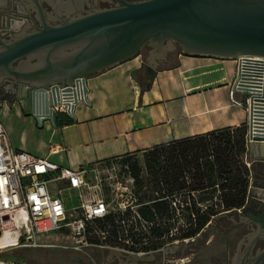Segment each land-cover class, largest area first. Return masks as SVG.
<instances>
[{
    "label": "water",
    "instance_id": "obj_1",
    "mask_svg": "<svg viewBox=\"0 0 264 264\" xmlns=\"http://www.w3.org/2000/svg\"><path fill=\"white\" fill-rule=\"evenodd\" d=\"M3 1L15 8L25 2ZM27 1L33 4L40 26L22 12L5 11L25 19L26 27L11 36L0 35V85L20 87L17 99L40 126L48 121L56 127L60 113L53 108L59 104L74 119L75 106L87 103V79L138 57L148 43L161 52L164 44L175 43L179 55L186 57L264 58V0H116L121 6L92 10L69 21L56 14L62 23L58 25L48 23L51 17L45 18L40 0ZM149 121L158 123L155 115ZM247 151L252 161L264 162V132L248 143ZM255 221L264 226V212ZM167 248L165 255L171 256ZM47 252L59 262L91 264L83 255L66 259L60 250L47 248ZM153 256L109 249L107 259L146 263Z\"/></svg>",
    "mask_w": 264,
    "mask_h": 264
},
{
    "label": "rangeland",
    "instance_id": "obj_2",
    "mask_svg": "<svg viewBox=\"0 0 264 264\" xmlns=\"http://www.w3.org/2000/svg\"><path fill=\"white\" fill-rule=\"evenodd\" d=\"M138 57L140 67L127 74L128 83L127 87H124V90L127 88L126 93L118 87L114 89L118 96L113 94L114 97L110 96L105 101L103 100L104 105L101 108L98 106L92 109L91 112L97 117V120H103L102 117L108 115L104 109L106 103L109 106L108 112L118 111L120 102L128 104L126 108L129 113L137 112L138 108H144V97L153 94V81L156 73L142 61L141 56ZM142 70L146 76L143 79ZM154 90L160 97L159 99L149 97L148 105H151L154 111H158L163 116L165 113H169L168 106L171 103L192 97V95H180L168 100L162 94L169 92V88L160 87ZM115 99L116 102H114ZM110 105H112L111 110ZM162 107H164L165 112ZM18 109L20 112L16 114ZM2 110H6V115L1 113V116H5L4 120L7 121L13 132V140H10L6 133L8 143L13 142L12 145L25 149L27 147L37 148L40 140H45L39 137L42 133L34 131L35 127L31 122L33 119L31 114L23 110V102L18 100L16 96L9 102L0 99V112ZM78 110L87 111L88 109L80 107ZM66 111L67 109L64 108L59 112L61 121H58L57 124L64 123L62 127L69 126L67 121L70 118ZM113 117L116 116L113 115ZM70 120L71 125L75 124V120ZM108 121L110 122V120ZM88 123L90 121L84 122V124ZM83 128L81 127V129ZM228 131V134L217 131L215 136L210 138L208 137L209 134H204L187 140L176 142L171 140L168 143L145 150L144 152L153 151V154H148L145 158L142 156L144 152L132 154L130 162H138L139 180L143 181L142 187L133 179L130 168L124 167L119 160L86 166L88 182L93 174H96L97 180H99V188L92 190L94 196L103 200L110 213L119 214L123 217L122 222H116L118 235L121 234L122 230L127 231L123 236H126L127 233L133 234L135 237L142 234V236L144 235L143 238L138 240L136 244L134 243L136 247L146 248L145 252L161 250L157 253L160 264H180V261L172 259V256H167L164 252L172 239L176 241L188 240V238L197 239L202 234L201 225L210 220L209 215L233 209L240 210L247 202H250L251 198L264 199V196H256L253 192L254 190L264 192V189L255 186L253 183V168L248 162V153L240 152L238 133L230 129ZM82 133L85 135L86 132L83 131ZM91 140V143L82 142L80 146L91 145L93 147L101 138L95 140L91 136ZM56 143L48 144L49 149L47 148L44 158L51 156L52 153L62 152L61 155H58V159L62 161L63 151H66L67 147ZM153 161L156 163L154 166L150 163ZM77 168L80 169L81 167ZM244 174L247 176L244 177ZM214 181V189L208 188ZM75 195L76 193L72 191L71 193L65 192L63 195L67 208L76 206ZM158 199L161 203L168 204L170 217L165 216L166 214L156 213L153 220L147 221L138 215V209L143 206L151 207L152 203ZM73 217L75 218L76 214H73ZM88 225L92 228L88 234L89 241L99 246L90 247L87 250L88 253L91 250L101 251L104 248H111V244L104 240L106 234L94 233L96 225L93 222ZM209 226L212 224L210 223ZM97 237L102 238L97 239ZM126 240L129 241L128 238ZM38 242L47 246L44 248L12 249L5 252V258L15 264H33L31 262L33 259L34 261L36 259L44 260L42 264L44 262H46L45 264H58L54 258L49 257L47 248L60 250L66 255L74 253L72 249L73 239L65 230L58 234L41 237ZM128 245H131L130 242ZM116 248L120 249L119 247ZM183 260L185 261V259Z\"/></svg>",
    "mask_w": 264,
    "mask_h": 264
},
{
    "label": "crops",
    "instance_id": "obj_3",
    "mask_svg": "<svg viewBox=\"0 0 264 264\" xmlns=\"http://www.w3.org/2000/svg\"><path fill=\"white\" fill-rule=\"evenodd\" d=\"M0 9L4 10L0 11L1 28L7 25L10 17H13L9 13L16 11L13 5H9L3 0H0ZM139 67V57H136L88 78L86 82L87 103H78L75 106L74 119H72L75 120V124L73 125L52 127L48 121H45L40 126L34 119H31L35 127L34 131L42 133L39 137L45 139L40 140L37 148L22 149L12 145L13 142L10 144L16 149L26 151L34 156H43V158L49 143L63 144L67 149L63 151L62 161L58 159V155H61L62 152L52 153L46 158L62 167L77 168L144 152L171 140L176 142L224 129L246 127L247 119L243 108L235 104L229 94L235 73V60L182 55H178L175 67L155 71L153 87L154 89L169 88V92L162 94L168 100L180 95H192V97L171 103L168 106L169 113H165L163 116L158 111H154L151 105H148L149 97L152 96L156 99L160 97L153 89V94L143 99L144 108H138L137 112L129 113L126 108L128 104L121 102L118 111L108 112L109 106L106 103L104 107L106 111H104L108 115L102 117L103 120H97V117L91 112L92 109L98 106L101 108L104 105L103 100L105 101L107 97H114L113 94L118 96L114 89L119 87L124 90L128 83L127 74ZM142 74V79L146 78L143 70ZM125 89L124 92L127 91V88ZM80 107L88 110L79 111ZM162 108L164 110V107ZM111 109L112 105H110ZM19 112V109L16 110V114ZM1 113L6 115L7 112L6 110L0 112V121L10 140H13L12 129ZM153 115L158 120V123L154 125L149 121V117ZM57 121L58 119L56 124ZM85 121H90V123L84 124ZM81 127L84 128L81 129ZM83 131L86 132L85 135L82 133ZM91 136L95 140L98 138L101 140L93 147L91 145L80 146L82 142L91 143ZM247 153L248 162L253 168L252 173L264 172V162L252 161L249 151Z\"/></svg>",
    "mask_w": 264,
    "mask_h": 264
},
{
    "label": "built area",
    "instance_id": "obj_4",
    "mask_svg": "<svg viewBox=\"0 0 264 264\" xmlns=\"http://www.w3.org/2000/svg\"><path fill=\"white\" fill-rule=\"evenodd\" d=\"M8 20L7 25L0 28V35L5 37L19 32L26 23L23 18L10 17ZM229 94L245 112V142L248 145L260 132H264V58L249 56L235 59ZM64 108L65 105L59 104L53 109L60 112ZM87 173L85 167H62L47 158L14 148L7 142L6 131L0 123V264H15L5 258V252L44 248L47 245L38 242L41 237L63 230L73 239L75 253L87 256L90 247H99L88 239V224L110 212L103 200L92 193L99 188L97 175L93 174L89 183ZM71 191L76 193L77 204L67 208L63 195ZM73 214H76L75 218ZM10 238L8 243L4 242ZM109 249L138 255L161 251Z\"/></svg>",
    "mask_w": 264,
    "mask_h": 264
},
{
    "label": "flooded vegetation",
    "instance_id": "obj_5",
    "mask_svg": "<svg viewBox=\"0 0 264 264\" xmlns=\"http://www.w3.org/2000/svg\"><path fill=\"white\" fill-rule=\"evenodd\" d=\"M124 1L136 2L139 0ZM22 3V8H15L14 6V10L34 18L36 24L40 26L33 4L27 0ZM40 5L45 18L47 19L48 15L51 17L50 20L47 19L51 25L62 24L59 19H56V14L65 21H69L92 10L121 6L116 0H40ZM161 53L162 56H160ZM139 54L138 56H141L142 61L152 65L154 71H160L175 67L181 51L175 43H171L170 46L164 44L163 52L148 43L140 50ZM19 93H21V89L17 85H0V99L9 102ZM252 180L255 186L264 188V172L254 173ZM260 200L261 202H256L251 198L250 202H247L240 210L233 209L220 213L219 215L223 214L224 216L216 218L213 223L209 222L201 230L202 235L199 239L188 238V240L181 239L180 241L172 239L167 248L168 254L172 256V259L179 260L180 264H264V226L255 221V218L264 212V199ZM246 208L248 210L244 211ZM210 223L212 226H209ZM174 237L176 236L174 235ZM62 254L66 259L80 255L75 252L69 255ZM108 256L109 248H104L101 251L91 250L83 258L85 261L90 260L91 264H118L117 259H107ZM49 257L54 258L58 264H78L67 260L59 262L57 258L50 255ZM158 257V254H154L153 258L146 263H131V260H128L127 263L160 264ZM43 261L41 259L40 263L42 264Z\"/></svg>",
    "mask_w": 264,
    "mask_h": 264
},
{
    "label": "trees",
    "instance_id": "obj_6",
    "mask_svg": "<svg viewBox=\"0 0 264 264\" xmlns=\"http://www.w3.org/2000/svg\"><path fill=\"white\" fill-rule=\"evenodd\" d=\"M57 119L59 122L61 121L59 116L57 117ZM67 122H68L67 125L72 124L70 119H68ZM63 125H64V123L57 124L58 127H62ZM228 130L229 129H224L223 131H220V132L223 134H228L229 133ZM230 130H232L235 133H238V139H239V143H240V152L241 153H247V145L245 142V135L247 132L246 127L240 126V127H236V128L230 129ZM213 136H215V132L209 133V135H208L209 138L213 137ZM142 154H143L142 155L143 158H145L148 154H153V151H147V152H144ZM132 156L133 155L125 156V157H122L120 159H115L112 161L119 160L124 165V167L130 168V171L133 174V179H135L137 181V183L139 184V186L142 187L143 181L139 180L138 162H130L132 160ZM112 161H110V162H112ZM107 162H109V161H107ZM147 163H148V161H147ZM150 163L153 164V166L156 164L154 161L150 162ZM243 176L245 177V176H247V174H244ZM211 179H212V177H211ZM214 187H215V181L211 182V184L208 186V188H210V189H214ZM156 202H159V203H156ZM169 208L170 207L168 206L167 203H163V202L161 203V201H159V199H158L157 201L152 203L151 207L143 206V207H141V209H138V215L147 221L153 220L154 214H156V213H158L160 215L166 214L165 216L170 217L169 210H168ZM222 212H225V211H222ZM222 212H218V213H214V214L209 215L210 220L209 221L207 220V222L202 224L201 229H203L209 222H211L216 216H218ZM122 221H123V217L121 215L109 213L107 216H105L101 219H97V220L92 221L96 225V228H95L96 231L94 233H97V232L98 233H105L106 237L104 238V240L106 242L110 243L111 247H115V248L119 247L120 249H123L126 251H131V252H145L146 248L145 249L144 248H138L135 246L137 241L141 240L144 235L142 236V234H138L135 237L133 234L131 235V234L127 233L126 236H123V234L127 232L125 230H122L121 234L118 235V233H117L118 225H116V222L118 223V222H122ZM89 230H92V228L89 227ZM94 238H96V237H94ZM98 238L100 239L102 237H97V239ZM127 238L129 239V241L126 240ZM129 242L131 244L130 246L128 245ZM40 261H41V259H36L35 261L33 259V261H31V262L33 264H40ZM27 263H29V262L27 261Z\"/></svg>",
    "mask_w": 264,
    "mask_h": 264
},
{
    "label": "bare ground",
    "instance_id": "obj_7",
    "mask_svg": "<svg viewBox=\"0 0 264 264\" xmlns=\"http://www.w3.org/2000/svg\"><path fill=\"white\" fill-rule=\"evenodd\" d=\"M0 123H1V121H0ZM2 124V123H1ZM254 192V194L256 195V196H264V192L262 191V190H254L253 191ZM9 240H11V238L10 239H6L4 242L6 243H8L9 242Z\"/></svg>",
    "mask_w": 264,
    "mask_h": 264
}]
</instances>
